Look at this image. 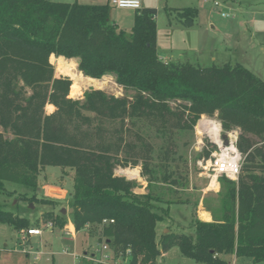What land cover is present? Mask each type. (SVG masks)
<instances>
[{"label":"trees","instance_id":"1","mask_svg":"<svg viewBox=\"0 0 264 264\" xmlns=\"http://www.w3.org/2000/svg\"><path fill=\"white\" fill-rule=\"evenodd\" d=\"M110 8L0 0V195H12L5 182L35 192L47 166L73 170L68 207L74 231L87 230L107 247L127 252V264H154L173 247L204 264H227L223 255L264 263V82L237 63L164 62L156 45V10L137 11L126 33L110 22ZM197 16L196 8L177 12L187 28ZM49 57L55 65L58 57L77 60L87 78L111 76L131 96L91 89L73 99L71 80L55 75ZM47 105L54 108L50 114ZM203 116L216 118L224 132L238 131L235 146L244 156L238 180H218L215 221L194 219L193 236L158 239L157 225L167 215L150 192L135 194V184L115 170L140 165L149 177L148 132L162 137L169 155L174 134L193 130ZM22 200L37 203L35 196ZM46 219L60 229L65 225V215ZM0 224L17 232L30 227L27 218L1 204Z\"/></svg>","mask_w":264,"mask_h":264},{"label":"rangeland","instance_id":"2","mask_svg":"<svg viewBox=\"0 0 264 264\" xmlns=\"http://www.w3.org/2000/svg\"><path fill=\"white\" fill-rule=\"evenodd\" d=\"M51 1L77 2L86 5L106 4V0ZM219 2L220 6L214 7L213 0H141L142 8L156 10V45L159 57H166L170 61L187 60L200 67L237 63L264 82V0H219ZM185 8L198 10L196 20L189 28L184 27L177 17V12ZM136 13L134 10H119L111 7L109 20L128 33L133 26ZM222 13L229 17L222 18ZM230 22L239 24V36L233 38V41L239 44L238 49L235 48L231 37L223 34L226 32L221 30L222 25ZM210 23L215 29H211ZM218 30L220 32H217ZM223 38H229L231 43H227ZM66 61L73 62L77 69L74 60ZM49 63L53 65L55 75L71 80L66 73L67 76L58 72L60 69L56 68L50 57ZM103 78L100 79L105 82L103 87L90 86L82 90L79 95H72L70 90L69 97L82 99L83 93L91 89L102 90L116 97L131 96V93H124L111 76ZM50 107H46V114L51 113ZM202 120L219 124L216 118L203 117L199 119L193 130L176 132L173 136L175 152L169 155L164 152L165 142L162 137L154 130L148 132L146 136L153 146L149 177L141 174L140 165L115 170L117 176L135 184L133 190L135 194L143 195L150 192L154 206L167 215L164 221L157 225L158 239L163 234L193 236L194 219L213 222L217 216H220L219 182H216V189L209 188V178L203 173L199 162L210 156V153L217 148L216 144H227L228 137L227 132L222 131L221 127H218L216 139L212 136L208 137L209 133L208 135L205 132L200 133ZM119 169L122 170L120 174ZM73 175V170L66 169L63 172L59 167L47 166L38 174L35 192L14 183H4L6 191L11 192L12 195H0L3 209L27 218L30 222L28 229L39 228L42 232L37 237H29L25 234L22 236L8 225L0 224V264H127V252H117L110 246L102 251L100 247L103 243H100L97 237L88 234L87 230L68 231L65 228L66 223L70 222L72 225L70 216L66 218L68 213L65 214V225L62 229L53 225L46 227L48 223L46 218L49 215L57 217L61 214V209L69 208ZM25 196H35L37 203L28 204L27 200H22ZM43 200L55 204H44ZM103 252L109 256L108 260L102 259ZM74 255L79 259L75 260ZM220 258L227 264H252L248 258H235L232 255H223ZM154 264L204 263L183 257L178 248L173 247L157 257Z\"/></svg>","mask_w":264,"mask_h":264},{"label":"built area","instance_id":"3","mask_svg":"<svg viewBox=\"0 0 264 264\" xmlns=\"http://www.w3.org/2000/svg\"><path fill=\"white\" fill-rule=\"evenodd\" d=\"M111 7L115 9H129L134 11H139L142 8L141 0H109ZM215 6H220L219 2H214ZM222 17H229V15L222 13ZM215 124V123H213ZM220 128V124H217ZM208 133L207 131L205 132ZM208 135V134H207ZM238 135L237 130L227 132L228 142L227 144H216L217 148L210 153V156L207 159H202L199 162L200 168L203 170V173L209 178V185L212 180L218 182L220 178H225L231 181H237L238 176L241 171V166L244 161V156L238 152L235 146L236 138ZM208 137H211L209 134ZM213 137V136H212ZM121 169L118 173L120 174ZM112 222V221H111ZM46 227H52L51 223H46ZM42 230L39 228H30L25 232L21 231L20 235L27 236H40ZM100 250H107V246L103 244L100 247ZM66 253V252H64ZM109 256L103 252L102 259L108 260ZM74 259L78 260V256L74 255Z\"/></svg>","mask_w":264,"mask_h":264},{"label":"bare ground","instance_id":"4","mask_svg":"<svg viewBox=\"0 0 264 264\" xmlns=\"http://www.w3.org/2000/svg\"><path fill=\"white\" fill-rule=\"evenodd\" d=\"M56 68L60 69L67 75L71 77V92L72 95L76 94L79 95L82 90H84L87 87H103L105 85V82L103 80H95L91 78L84 77L78 69H76V66L71 61H66L63 58H58L56 61ZM104 79V78H103ZM97 89V88H96ZM199 126V125H198ZM200 133L208 132L212 138L216 139L217 137V131H218V125L210 123L208 120H202L200 124ZM209 188H217V183L212 180Z\"/></svg>","mask_w":264,"mask_h":264},{"label":"crops","instance_id":"5","mask_svg":"<svg viewBox=\"0 0 264 264\" xmlns=\"http://www.w3.org/2000/svg\"><path fill=\"white\" fill-rule=\"evenodd\" d=\"M205 1V0H204ZM232 1H234V0H232ZM214 2H219V0H213V6L214 7H219V6H215L214 5ZM109 3V0H106V4H108ZM219 4H220V2H219ZM141 9H146V8H141ZM137 12V11H136ZM222 17V16H221ZM222 18H228V17H222ZM155 20H156V16H155ZM210 27H211V29H215V26L212 24V23H210ZM221 30H223L224 32H226V33H223V34H228L229 36L228 37H231V39H232V41H233V38L234 37H236V36H239V31H240V29H239V24H237V23H235L234 24V22H230L229 24L227 23V24H225V25H222L221 26ZM250 31V30H249ZM217 32H220V30H218ZM232 33H234V34H232ZM235 35V36H234ZM224 39V38H223ZM229 39V38H228ZM227 38H225L224 40L227 42V43H231V41H229ZM213 41H214V43L216 42V39L214 38L213 39ZM227 43H225V44H227ZM233 44H234V46H235V48L236 49H238L239 48V44L236 42H234L233 41ZM53 56V55H52ZM180 58H182V57H180ZM160 59L162 60V61H164V62H170V60L169 59H167L166 57H163V58H161L160 57ZM65 60V59H64ZM74 61H75V63L77 64V60H75L74 59ZM260 79V78H259ZM47 106H50V105H47ZM46 106V107H47ZM50 108H52V111H51V113L53 112V110H54V108L51 106ZM46 109V108H45ZM50 114V113H49ZM204 117V116H203ZM202 118V117H201ZM64 209H66V208H64ZM69 208H67V210H68ZM66 213H68V212H66ZM67 216H66V218L68 219V216H69V213L68 214H66ZM65 228L68 230V231H74V229H73V227H72V225H71V223L69 222V224H67L66 223V225H65ZM42 230V229H41ZM75 232V231H74ZM29 237H31V236H29ZM33 237H37V236H33Z\"/></svg>","mask_w":264,"mask_h":264},{"label":"water","instance_id":"6","mask_svg":"<svg viewBox=\"0 0 264 264\" xmlns=\"http://www.w3.org/2000/svg\"><path fill=\"white\" fill-rule=\"evenodd\" d=\"M66 212H68L69 214L72 212V209H68V210H66V209H61V214L62 215H65L66 214Z\"/></svg>","mask_w":264,"mask_h":264}]
</instances>
